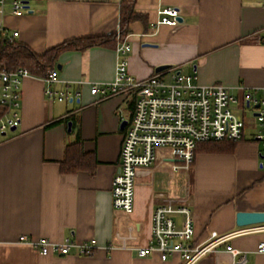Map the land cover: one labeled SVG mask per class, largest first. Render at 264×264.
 Wrapping results in <instances>:
<instances>
[{
  "label": "crops",
  "instance_id": "obj_1",
  "mask_svg": "<svg viewBox=\"0 0 264 264\" xmlns=\"http://www.w3.org/2000/svg\"><path fill=\"white\" fill-rule=\"evenodd\" d=\"M120 5L121 0H28L26 10L0 14V45L6 38L40 55L68 40L118 34ZM168 7L180 10L178 26L157 24L159 11ZM136 12L144 20L133 22L122 41L131 46L128 73L136 80L169 66L166 71L195 70L201 85L223 84L240 101L264 96V0H137ZM116 47L59 56L56 88L73 92V102L49 100L42 77L23 80L21 124L0 138V264H183L177 255L163 262L158 253L140 257L137 252L150 244L152 216L166 199L190 204L195 244L213 232L227 235L264 225L237 226L238 212H264V151L256 121L246 122L244 138L232 153L196 149L186 166L161 150L157 165L137 179L133 213L114 209L113 179L125 133L121 124L131 119L136 98L120 93L102 99L91 88L115 81L121 58ZM61 119L66 121L46 128ZM77 141L95 164L63 173L66 146ZM174 219L184 226V215ZM22 236L56 243L95 239L98 249L89 257L76 249L67 256H42L20 242ZM114 239L116 247L108 250ZM262 242L259 229L238 234L227 245L245 253L247 264H264V253L257 251ZM234 262L224 245L196 264Z\"/></svg>",
  "mask_w": 264,
  "mask_h": 264
},
{
  "label": "built area",
  "instance_id": "obj_2",
  "mask_svg": "<svg viewBox=\"0 0 264 264\" xmlns=\"http://www.w3.org/2000/svg\"><path fill=\"white\" fill-rule=\"evenodd\" d=\"M27 0H0V14L7 9L12 14L27 9ZM158 25L170 27L180 23V10L173 7L159 11ZM15 33L14 36H17ZM117 52L121 55L115 81L108 85H95L91 93L104 99L111 95L128 93L135 95L134 112L125 128L119 162L113 179L112 198L115 210L132 214L135 206L137 179L142 172H151L163 157L161 150L170 152V157L192 163L197 147L208 142H233L243 140L246 120L238 116L234 106L240 100L223 84L203 86L198 82L196 71H163L146 80H136L128 73V53L131 46L120 42ZM26 68L15 71H0V106L5 109L0 117V138L6 136L13 128H18L21 119L17 111L22 93V82L31 77ZM47 88L46 97L57 102H73L76 95L69 89H57L60 82L59 70H49L42 77ZM245 109L252 111L258 128L257 140L264 151V96L244 97ZM259 105V107H256ZM261 166L264 167V152L261 154ZM161 197L162 194H161ZM175 215H184V226H178ZM264 231V225L258 229H247L227 235L213 232L202 243H194L195 228L192 210L187 202L179 203L175 199H166L159 205L152 216V237L150 244L138 248L140 257L158 253L163 262L171 256H180L183 264H196L208 254L225 245L235 262L247 264V255L227 245L238 234H247L258 230ZM20 242L29 244L42 256L58 254L67 256L74 249L81 256H92L98 249L95 239L85 243H76L70 238L63 242H52L47 238L30 241L26 236ZM115 239L108 250L116 247ZM122 246H126L123 240ZM257 251L264 253V242L257 246Z\"/></svg>",
  "mask_w": 264,
  "mask_h": 264
},
{
  "label": "trees",
  "instance_id": "obj_3",
  "mask_svg": "<svg viewBox=\"0 0 264 264\" xmlns=\"http://www.w3.org/2000/svg\"><path fill=\"white\" fill-rule=\"evenodd\" d=\"M137 0H121L120 5V30L118 34L109 36L85 37L68 40L59 44L44 54H36L28 46L6 38L1 40L0 45V71H15L26 68L35 77H44L49 70L58 66V59L62 53L68 51H85L92 47L105 46L114 48L118 42L130 33V25L138 20H144L143 16L136 12ZM5 109L0 106V117ZM66 119L55 121L46 126L53 127ZM236 143L233 142H208L200 144L197 150L208 153H232ZM94 157L85 153L80 141L69 144L65 149V156L61 164L63 173H76L80 170L91 168L95 161Z\"/></svg>",
  "mask_w": 264,
  "mask_h": 264
},
{
  "label": "water",
  "instance_id": "obj_4",
  "mask_svg": "<svg viewBox=\"0 0 264 264\" xmlns=\"http://www.w3.org/2000/svg\"><path fill=\"white\" fill-rule=\"evenodd\" d=\"M27 8L28 0L26 1ZM178 21L181 23L183 20L182 18H178ZM58 70H61V65L57 66ZM169 69V66H160L156 69V73H160ZM256 107H259L257 105ZM128 122L125 120L121 124V129H125ZM69 130H71V122L69 123ZM15 131V128L12 129ZM264 224V212H238L237 213V226L238 227H248L253 225H262Z\"/></svg>",
  "mask_w": 264,
  "mask_h": 264
},
{
  "label": "rangeland",
  "instance_id": "obj_5",
  "mask_svg": "<svg viewBox=\"0 0 264 264\" xmlns=\"http://www.w3.org/2000/svg\"><path fill=\"white\" fill-rule=\"evenodd\" d=\"M234 108L238 116L243 117L247 123L255 122L252 111L246 110L245 105L242 101H240L237 105H235ZM10 133L11 132H8V134Z\"/></svg>",
  "mask_w": 264,
  "mask_h": 264
}]
</instances>
